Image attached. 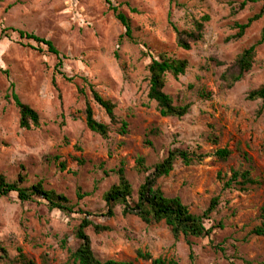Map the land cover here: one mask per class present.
I'll return each instance as SVG.
<instances>
[{
	"label": "rangeland",
	"instance_id": "374dc122",
	"mask_svg": "<svg viewBox=\"0 0 264 264\" xmlns=\"http://www.w3.org/2000/svg\"><path fill=\"white\" fill-rule=\"evenodd\" d=\"M109 1L130 19L138 44L119 40L124 29L102 0H0V31L31 33L50 41L59 52L55 57L15 32L0 40V176L13 182L20 174L25 180L21 187L39 182L78 208L99 212L104 210L103 193L117 182L113 171L120 162L136 191L143 180L133 170L138 156L151 167L170 149L199 147L212 154L227 147L232 151L227 162L209 157L187 167L176 161L169 175L156 183L165 196L179 197L193 214H201L218 196L209 222L220 225L213 238L216 249L206 239L174 242L163 223L146 226L134 216H122L119 208L112 218L93 219L107 230L99 234L86 230L91 249L101 261H133L140 249L154 258L173 257L178 264H264V238L248 236L264 201V119L255 116L259 102L245 100L248 91L264 83V45L257 47L255 64L242 80L231 89H224L220 81L235 57L259 39L264 16L242 38L229 40L236 33L234 23L256 14L261 2L233 14L242 0ZM202 15L210 17L202 41L188 51L177 48L171 25L186 30L191 18ZM161 53L188 62L185 74L176 80L167 76L164 87L174 104H190L188 114L179 120L161 118L146 98V68ZM11 85L20 101L38 113L39 128L18 127ZM87 85L115 104V115L128 123L126 136L112 128L102 139L86 128L80 114L86 103L96 120L109 123ZM200 90L211 98L200 99ZM208 125L215 129L218 146L206 141ZM145 140L152 148L143 146ZM249 166L260 186L221 192L218 174L224 178L230 170ZM76 224L75 216L50 212L38 200L0 198V242L11 256L19 247L35 264H41L43 256L50 264H63L76 247L72 235Z\"/></svg>",
	"mask_w": 264,
	"mask_h": 264
},
{
	"label": "trees",
	"instance_id": "16d2710c",
	"mask_svg": "<svg viewBox=\"0 0 264 264\" xmlns=\"http://www.w3.org/2000/svg\"><path fill=\"white\" fill-rule=\"evenodd\" d=\"M102 1L108 6L114 18L124 29L119 40L125 38L132 44H138L137 40L132 36L130 19L119 12L116 7H113L109 0ZM257 2H261L259 11L247 18L244 23H234L233 29L236 30V33L229 40H239L242 38L250 25L264 16V0H242L237 5V8L233 9V14H235L242 11L247 4ZM209 21L210 17L208 15H202L198 19L191 18L190 28L181 31L171 25L172 31L175 34L176 47L188 51L193 45L201 42L205 26ZM14 32L17 33L20 39L33 41L37 45L44 46L47 53L55 57L59 56V52L50 41L20 30L12 28L2 29L0 31V40L3 38L8 39L9 33ZM261 45H264V22L259 39L249 47L244 48L235 57L232 64L220 75V81L224 89H231L252 69L255 64L256 49ZM58 66H60L59 60ZM187 68V60L171 57L165 53L157 55L156 58H151L147 65L146 98L155 104V109L161 118L179 120L188 114L190 104L176 105L172 98L164 92L166 77L170 76L176 80L185 74ZM87 87L92 101L103 111L109 123L105 124L96 120L92 108L89 103H86L84 109L80 112L84 117L86 128L102 139H107L113 129L120 137L126 136L128 134V123L115 115V104L111 100L102 97L91 85H87ZM198 97L209 100L211 94L200 90L198 91ZM10 98L18 112V127L26 131L39 128L40 119L38 113L20 101L14 93L12 85ZM245 100L249 102L258 101L259 108L255 112V116L264 119V83L258 88L248 91ZM208 130L206 141L213 146H218L219 138L215 134L214 127L208 125ZM151 133H156V131L152 130ZM143 146L152 148V144L148 140L143 142ZM231 155L232 151L227 147L217 148L212 154L200 152L199 147H196L192 151L170 149L167 150L161 161L151 167L146 165L143 157L138 156L134 160L133 170L137 174L143 175V180L136 188V191L133 190L132 185L127 179L124 163L120 162L116 170L113 171L117 177V182L103 193L104 210L99 212L82 210L76 204H72L64 195L45 189L39 182L27 188L21 187V184L25 180L20 174L17 175L16 180L13 182H8L3 176H0V198H8L10 195H14L19 203L38 200L50 212H56L67 217L75 216L77 224L73 228L72 235L76 242V247L73 251H68V259L63 264H136V261L149 262V264H178L173 257L154 258L148 251L140 249L135 251V260L133 261H101L91 249V241L86 230L91 228L95 234L106 231V227L95 224L93 219L112 218L115 209L119 208L122 216H134L146 226L163 223L169 229L174 242H177L180 238L184 240H188L189 238L206 239L209 245L216 249L213 245V238L215 231L220 228V225H214V223L211 224L209 222H211V214L218 207V196L213 197L209 201L208 206L201 214H193L182 203L179 197L165 196L156 183L157 180L169 175L176 161H180L183 166L187 167L199 165L209 157H212L217 162L225 163ZM243 156L244 161L250 164V159L246 157V154H243ZM54 160L56 161L58 158ZM79 163L81 164V161ZM58 167L60 170H64L63 164L59 163ZM217 180L221 185V192L230 190L246 192L252 187L261 185V182L253 177L250 166L244 169L230 170L229 176H225L224 178H221L220 174H218ZM77 198L80 199L81 197L78 196ZM248 236L264 238V201L258 209V223L249 231ZM61 245L65 246L64 240L61 241ZM187 245L190 248V244L187 243ZM0 264H35V262L28 258L19 247H16L15 255L11 256L6 247L0 242ZM41 264L50 263L43 256L41 257Z\"/></svg>",
	"mask_w": 264,
	"mask_h": 264
}]
</instances>
